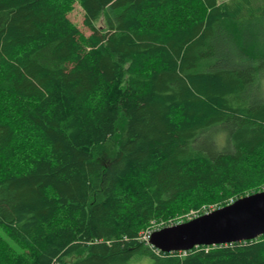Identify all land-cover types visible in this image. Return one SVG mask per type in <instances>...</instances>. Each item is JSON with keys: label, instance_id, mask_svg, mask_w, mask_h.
<instances>
[{"label": "trees", "instance_id": "16d2710c", "mask_svg": "<svg viewBox=\"0 0 264 264\" xmlns=\"http://www.w3.org/2000/svg\"><path fill=\"white\" fill-rule=\"evenodd\" d=\"M71 1L0 0V264H264L141 236L264 189V0Z\"/></svg>", "mask_w": 264, "mask_h": 264}, {"label": "water", "instance_id": "95a60500", "mask_svg": "<svg viewBox=\"0 0 264 264\" xmlns=\"http://www.w3.org/2000/svg\"><path fill=\"white\" fill-rule=\"evenodd\" d=\"M264 234V189L192 219L152 233L159 250L187 251L198 245H218L256 239Z\"/></svg>", "mask_w": 264, "mask_h": 264}, {"label": "rangeland", "instance_id": "374dc122", "mask_svg": "<svg viewBox=\"0 0 264 264\" xmlns=\"http://www.w3.org/2000/svg\"><path fill=\"white\" fill-rule=\"evenodd\" d=\"M68 16L71 18V20L75 24H77V26L80 28V30L82 32H84L86 35L90 34L91 31L83 23L84 12H83L82 7L80 6V3L78 0H72L71 1V4L69 6V11H68ZM260 90H261L262 95L264 96V77H263L262 82H261V89ZM218 138H219L218 134H212V137L209 141H211V143H213L215 146V144L219 143ZM219 139L223 142L226 138L222 139L220 137ZM195 212L196 211H191L187 215V217H190L192 214H196ZM69 259L74 260L75 257L69 258Z\"/></svg>", "mask_w": 264, "mask_h": 264}, {"label": "built area", "instance_id": "2783aa9c", "mask_svg": "<svg viewBox=\"0 0 264 264\" xmlns=\"http://www.w3.org/2000/svg\"><path fill=\"white\" fill-rule=\"evenodd\" d=\"M163 226H164V222L159 223V222L153 221L151 225L142 232V235H141L142 238L149 241L152 233Z\"/></svg>", "mask_w": 264, "mask_h": 264}, {"label": "bare ground", "instance_id": "6f19581e", "mask_svg": "<svg viewBox=\"0 0 264 264\" xmlns=\"http://www.w3.org/2000/svg\"><path fill=\"white\" fill-rule=\"evenodd\" d=\"M260 37V36H259ZM255 88V87H254ZM252 90H254V89H252ZM256 92V91H255ZM259 93V92H258ZM255 95H256V93H255ZM226 141V140H225ZM223 143V142H222ZM139 235V234H138ZM149 242V241H148ZM150 243V242H149ZM87 251V250H86ZM75 253V252H74ZM65 257V256H64ZM61 262V261H60ZM67 262V261H66ZM132 263V262H131Z\"/></svg>", "mask_w": 264, "mask_h": 264}]
</instances>
